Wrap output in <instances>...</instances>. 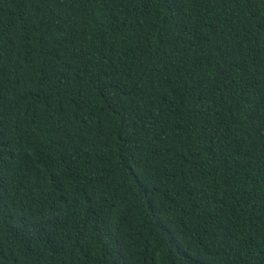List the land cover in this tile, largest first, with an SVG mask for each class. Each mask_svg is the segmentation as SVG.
Segmentation results:
<instances>
[{
	"label": "trees",
	"instance_id": "16d2710c",
	"mask_svg": "<svg viewBox=\"0 0 264 264\" xmlns=\"http://www.w3.org/2000/svg\"><path fill=\"white\" fill-rule=\"evenodd\" d=\"M0 264H264V0H0Z\"/></svg>",
	"mask_w": 264,
	"mask_h": 264
}]
</instances>
